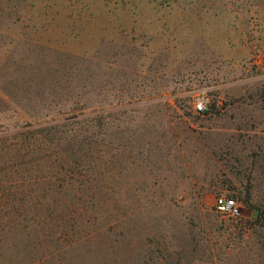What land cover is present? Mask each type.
Returning a JSON list of instances; mask_svg holds the SVG:
<instances>
[{"label":"rangeland","instance_id":"1","mask_svg":"<svg viewBox=\"0 0 264 264\" xmlns=\"http://www.w3.org/2000/svg\"><path fill=\"white\" fill-rule=\"evenodd\" d=\"M0 264H264V0H0Z\"/></svg>","mask_w":264,"mask_h":264},{"label":"trees","instance_id":"2","mask_svg":"<svg viewBox=\"0 0 264 264\" xmlns=\"http://www.w3.org/2000/svg\"><path fill=\"white\" fill-rule=\"evenodd\" d=\"M69 131H72V129ZM72 142H75L74 144H77L78 147H77V149L71 148V151L73 152V154H77L79 151V148L81 147V144H83V142H80L78 137L75 135L70 140V137L68 135V131L54 129L52 144L54 146V149L57 152L58 151L60 152V153H58L59 155L55 156V162L57 163L58 166L61 167V169H64L66 164L68 165L67 168H65V170L63 172L62 171H55V174H53L54 187H56V186L60 187L59 185H64L67 182V178L69 180L71 178H73L76 181L78 180V178H81L80 172L77 171L76 168L72 165L74 163L77 164V161H75L74 159H76L78 157H74V159L71 157H69V159L66 158L67 155L65 154V152H66L65 145L69 144L71 146ZM55 154H57V153H55ZM57 169H60V168H57ZM69 174H70V176H69ZM60 251L61 250H58V252H60Z\"/></svg>","mask_w":264,"mask_h":264},{"label":"built area","instance_id":"3","mask_svg":"<svg viewBox=\"0 0 264 264\" xmlns=\"http://www.w3.org/2000/svg\"><path fill=\"white\" fill-rule=\"evenodd\" d=\"M210 96L207 92H201L193 101L194 109L199 113H205L210 106ZM215 210L223 216L234 220H239L242 217L240 205L234 198L218 196L214 203Z\"/></svg>","mask_w":264,"mask_h":264}]
</instances>
